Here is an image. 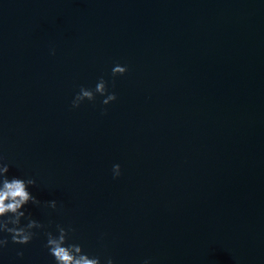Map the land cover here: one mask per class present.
<instances>
[{
  "label": "water",
  "instance_id": "95a60500",
  "mask_svg": "<svg viewBox=\"0 0 264 264\" xmlns=\"http://www.w3.org/2000/svg\"><path fill=\"white\" fill-rule=\"evenodd\" d=\"M0 155L102 260L264 264V0H0Z\"/></svg>",
  "mask_w": 264,
  "mask_h": 264
},
{
  "label": "clouds",
  "instance_id": "9594fccd",
  "mask_svg": "<svg viewBox=\"0 0 264 264\" xmlns=\"http://www.w3.org/2000/svg\"><path fill=\"white\" fill-rule=\"evenodd\" d=\"M52 53L55 54L54 48ZM111 71L113 76L122 75L128 71V65L117 62ZM97 93L103 97L102 105H108L117 99V93L109 91L108 81L101 76L94 88L80 86L71 101L72 106L75 108L85 100H96ZM10 166L5 157L0 155V251L8 245L9 238L16 244H28L39 234L37 230H40L46 237L44 247L54 258L55 264H117L112 256H106L102 260L100 255L85 251L84 245L75 240L73 233L76 229L71 224L65 226L62 223H55L53 229L52 220L46 224L35 218L27 207L30 203L57 209L58 201L56 199L41 201L31 190V186L37 184L36 178L31 175H9ZM121 172V164L114 163L113 177H119ZM16 254L22 257L24 250L18 249ZM143 264H151V258H145Z\"/></svg>",
  "mask_w": 264,
  "mask_h": 264
}]
</instances>
